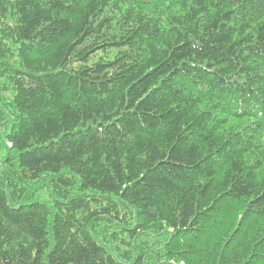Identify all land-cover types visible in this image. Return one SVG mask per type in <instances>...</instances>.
<instances>
[{
  "label": "trees",
  "instance_id": "1",
  "mask_svg": "<svg viewBox=\"0 0 264 264\" xmlns=\"http://www.w3.org/2000/svg\"><path fill=\"white\" fill-rule=\"evenodd\" d=\"M0 264H264V0H0Z\"/></svg>",
  "mask_w": 264,
  "mask_h": 264
}]
</instances>
